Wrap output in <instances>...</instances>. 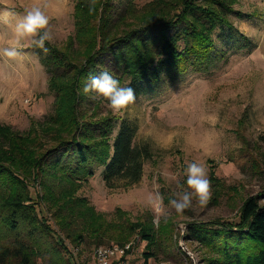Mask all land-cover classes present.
I'll use <instances>...</instances> for the list:
<instances>
[{
    "label": "trees",
    "instance_id": "1",
    "mask_svg": "<svg viewBox=\"0 0 264 264\" xmlns=\"http://www.w3.org/2000/svg\"><path fill=\"white\" fill-rule=\"evenodd\" d=\"M235 1L145 0L141 9L147 10L137 17L136 0H78L74 32L63 45L38 35L33 50L48 73L54 101L46 118L25 134L0 126V264H73L65 241L77 249L85 230L97 239L95 247L126 243L121 229L117 236L95 233L90 219L98 213L77 191L98 170L108 188L136 183L150 149L135 143L131 121L122 120L113 135L118 119L99 115L98 104L121 94L154 93L165 82L208 67L225 55L228 41L244 48L247 38L229 21ZM216 32L225 49L215 50ZM151 226L129 227L154 245L159 231ZM169 229L162 225L160 232L165 236ZM187 231L216 253L208 264H264V204L258 196L243 202L233 223L213 230L190 224Z\"/></svg>",
    "mask_w": 264,
    "mask_h": 264
},
{
    "label": "rangeland",
    "instance_id": "2",
    "mask_svg": "<svg viewBox=\"0 0 264 264\" xmlns=\"http://www.w3.org/2000/svg\"><path fill=\"white\" fill-rule=\"evenodd\" d=\"M77 1L0 0V11L16 23L0 40V126L25 134L52 111L54 96L34 41L41 33L50 44L63 45L74 32ZM144 1L136 0L137 17L147 10L141 9ZM233 8L229 21L247 38L244 48L228 41L225 55L208 67L165 82L154 93L121 94L98 104L99 115L118 119L113 135L122 120L131 121L135 143L147 144L151 154L136 183L108 188L98 170L77 191L98 213L90 219L97 235L117 236V229L128 235L127 264H208L216 253L189 236L188 226L219 229L237 220L247 198L258 196L264 204V0H236ZM215 36V50L225 49ZM138 222L159 231L154 245L130 229ZM162 225L171 228L165 236ZM91 232L82 233L77 249L64 240L75 264H94L91 243L97 239Z\"/></svg>",
    "mask_w": 264,
    "mask_h": 264
},
{
    "label": "built area",
    "instance_id": "3",
    "mask_svg": "<svg viewBox=\"0 0 264 264\" xmlns=\"http://www.w3.org/2000/svg\"><path fill=\"white\" fill-rule=\"evenodd\" d=\"M129 243L123 245H100L93 251L94 264H127L126 257L131 249Z\"/></svg>",
    "mask_w": 264,
    "mask_h": 264
},
{
    "label": "crops",
    "instance_id": "4",
    "mask_svg": "<svg viewBox=\"0 0 264 264\" xmlns=\"http://www.w3.org/2000/svg\"><path fill=\"white\" fill-rule=\"evenodd\" d=\"M7 11L1 10L0 11V40L4 39L6 36L8 37V34H12L14 29V25L16 26V23H13V19L8 18L7 19ZM5 36V37H4Z\"/></svg>",
    "mask_w": 264,
    "mask_h": 264
}]
</instances>
